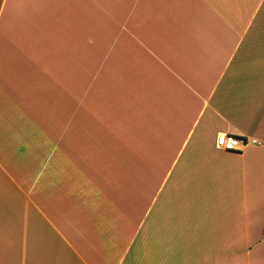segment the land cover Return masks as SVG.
Returning <instances> with one entry per match:
<instances>
[{"label": "crops", "instance_id": "crops-1", "mask_svg": "<svg viewBox=\"0 0 264 264\" xmlns=\"http://www.w3.org/2000/svg\"><path fill=\"white\" fill-rule=\"evenodd\" d=\"M263 229L264 0H0V264H264Z\"/></svg>", "mask_w": 264, "mask_h": 264}, {"label": "rangeland", "instance_id": "rangeland-1", "mask_svg": "<svg viewBox=\"0 0 264 264\" xmlns=\"http://www.w3.org/2000/svg\"><path fill=\"white\" fill-rule=\"evenodd\" d=\"M73 57L72 56H66V55H60L59 56V78H61L62 80H64V82H68L70 83L73 76L75 77V75L79 78L80 80H83L86 82L87 77H88V71H87V57L86 56H80L79 57H75L74 61L76 62V65H79V72H75L77 70V68H71V59ZM103 57L101 56H97L96 57V61L94 63L95 65V75L96 78L98 79L99 74L101 73V59ZM71 84V83H70Z\"/></svg>", "mask_w": 264, "mask_h": 264}, {"label": "built area", "instance_id": "built-area-1", "mask_svg": "<svg viewBox=\"0 0 264 264\" xmlns=\"http://www.w3.org/2000/svg\"><path fill=\"white\" fill-rule=\"evenodd\" d=\"M249 141L243 137H237L227 133H221L216 137V145L224 150H239Z\"/></svg>", "mask_w": 264, "mask_h": 264}, {"label": "trees", "instance_id": "trees-1", "mask_svg": "<svg viewBox=\"0 0 264 264\" xmlns=\"http://www.w3.org/2000/svg\"><path fill=\"white\" fill-rule=\"evenodd\" d=\"M263 233H264V229H263Z\"/></svg>", "mask_w": 264, "mask_h": 264}]
</instances>
